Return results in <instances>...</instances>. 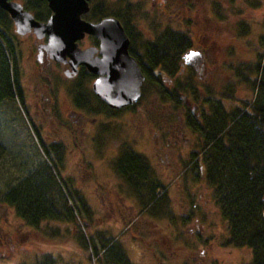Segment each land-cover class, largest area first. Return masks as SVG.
<instances>
[{
	"label": "rangeland",
	"instance_id": "obj_1",
	"mask_svg": "<svg viewBox=\"0 0 264 264\" xmlns=\"http://www.w3.org/2000/svg\"><path fill=\"white\" fill-rule=\"evenodd\" d=\"M249 1L135 0L133 13L138 30L145 37L159 34L165 28L190 32L192 50L202 53V68L194 71L182 63L177 80L184 84L193 72L195 82L217 92L229 83L232 76L229 66L258 61L264 36V0L256 7ZM134 31L139 37V32ZM138 41L140 48L142 38ZM19 55L23 70L28 71L26 47H20ZM173 83L174 79L171 83L164 82L166 90H171ZM185 94L190 95L188 87ZM234 97L250 101L253 91L246 85H238ZM68 103L64 104L67 112ZM169 103H162V97L146 88L135 111L117 116L84 112L93 125L73 126V136L66 130L54 131L55 126L37 127L42 131L41 137L51 136L52 139L47 141L56 138L66 146V157L58 169L62 176L73 181L75 189L94 212L92 232L108 230L117 236L133 264L159 263L158 259H152L154 254L159 256V252L175 256L167 260L172 262L170 264H180L182 259L188 264H249V249L226 244L227 227L214 203L213 191L206 183H199L196 177L198 169L192 159L200 146L198 136L186 125V111H175ZM96 108L100 111V106ZM71 109H74L73 104ZM19 110L20 117L15 122L11 121L9 125L2 122L4 126H0V129L6 128V131H0V137L4 132L2 138L6 146L0 160V194L23 179L26 168L29 170L44 160L42 151L38 152L41 147L30 120L32 114L28 116L20 106ZM71 122L76 123V118ZM167 138L172 139L170 146L158 150L156 139ZM125 144L145 155L158 178L170 187L167 199L155 206L156 213L152 210L143 212L113 169ZM51 156L46 159L47 164L58 165ZM172 162L174 169H170ZM109 185L112 186L108 188ZM62 189L67 192L64 186ZM69 204L74 207L72 200ZM82 223L84 225L83 220L80 226ZM45 253L61 254L68 262L77 261L78 255L90 256V251L84 252L73 240L42 239L27 229L14 211L0 204V264L23 261L31 264ZM176 256L181 257L179 261H173Z\"/></svg>",
	"mask_w": 264,
	"mask_h": 264
},
{
	"label": "trees",
	"instance_id": "obj_2",
	"mask_svg": "<svg viewBox=\"0 0 264 264\" xmlns=\"http://www.w3.org/2000/svg\"><path fill=\"white\" fill-rule=\"evenodd\" d=\"M134 1L92 0L90 11L83 19L98 22L115 18L127 31L137 27ZM262 2L249 1L252 7ZM24 7L38 21H45L50 16L46 0H24ZM12 28L9 16L0 10V126L6 122L9 125L20 117L21 62ZM190 34L186 30L165 28L154 36H139L142 38L139 48L142 55L137 61L146 79L142 97L146 88H151L162 97V103L169 101L173 110L186 111L187 127L204 139L198 154L202 155L203 180L213 191L214 203L226 224V244L249 249V264H264V36L258 61L229 66L232 75L229 83L215 92L210 86L195 82L193 72L184 84L177 80L182 57L192 50ZM165 79H174L171 90H166ZM238 85H246L253 91L250 101L234 97ZM187 87L189 96L185 94ZM93 101L103 106L95 98ZM190 106L196 108L197 119ZM0 131H6V128ZM2 136L0 160L6 152ZM47 162L44 159L29 170L23 168L26 176L0 194V204L14 211L23 225L42 239L73 240L84 252L90 251V256L78 255L77 261L68 262L61 254L45 253L31 264H133L117 236L108 230L92 232L94 212L75 189L73 181L62 176L58 169L62 161L52 167ZM113 169L143 212L152 210L156 213L155 206L165 198L163 193H155L162 185L149 160L131 146L124 145ZM62 186L67 189V194ZM157 195L159 199L155 202ZM70 200L74 207L70 206ZM82 220L84 225L80 226Z\"/></svg>",
	"mask_w": 264,
	"mask_h": 264
},
{
	"label": "flooded vegetation",
	"instance_id": "obj_3",
	"mask_svg": "<svg viewBox=\"0 0 264 264\" xmlns=\"http://www.w3.org/2000/svg\"><path fill=\"white\" fill-rule=\"evenodd\" d=\"M10 1L19 3L20 5L23 6V9L27 11L24 7V0H10ZM36 21L44 23L47 20L45 21L36 20ZM12 26H13L12 32L13 35L15 36L18 50L20 51V47L23 46L26 47L28 64H30L28 71L23 70L21 64V70H20L21 78L19 81V85L21 89V103H19L18 101V104L20 105V107L26 110L28 116L29 115L31 116L32 114L30 120L34 125V132L39 136V144L41 147V149L38 148V152L41 153L42 151L44 159H47L49 156L52 157L51 156L52 154L55 160H57L58 162L60 160L62 161L63 158L66 157L65 151L67 150H66V146L61 141H58L56 138H53L52 141L53 143H52L47 141L52 139L51 136H46L44 138L41 137L42 131L40 127L37 126H55L56 129H54V131L58 132L59 130H66L70 132L73 136L75 133V129L73 128V126H89L90 124H92V122L89 119V116H87V114L84 112L89 113L91 111L92 113L98 115L102 114L103 116L104 115L117 116L122 113H129L131 111H135V109L138 107V103H136L132 106H128L126 108L119 110L110 109L103 101L97 98L93 93L92 86L95 80L97 79L96 75L90 73L88 69L84 66H78L75 73H73L68 58H66L64 62H55L43 49L42 46L45 45L48 40L47 36L44 37L43 39H37L36 36L31 32L23 37H20L15 32V27L13 22H12ZM135 29L139 32V36H140L141 32L138 30V27L130 28L127 31L123 28L124 33L129 40L128 54L131 58H133L136 61L139 67L137 59H140L142 54L139 49L140 44L138 41L140 37H137V33L134 31ZM132 40L135 41L134 44L132 43ZM77 44L79 50L81 51L92 50L94 52L92 56L93 59L100 57V53H99L100 43L99 40L96 39L95 37L85 36L84 39L79 41ZM202 63H203V58H202ZM202 63L197 68H195L194 66H188V67L190 68L192 67L194 71H197L198 69L202 68L201 67ZM165 82L171 83L172 79L171 80L165 79ZM93 98L100 101L103 106L99 105L97 102L95 103L93 101ZM67 100L70 101V104L68 103ZM65 103L69 104L70 107L68 108L69 112H67L66 108L64 107ZM93 103L95 104L94 106ZM72 104L74 109H71ZM97 106H100L99 109L100 111L97 110L96 108ZM191 111H192L191 113L195 117L194 119H197L199 114L197 113L196 108L193 107ZM72 118H76L77 122L72 123L71 122ZM192 133L196 134L193 131ZM197 136H198L197 144L198 145L200 144V146L198 147V152L196 155L197 157L193 158L192 160L194 162L193 164L195 165L196 169H198L196 175L197 179H199L198 182L204 183L203 180L204 166L202 162V155H198L201 152V147H203L204 139L200 137L199 134H197ZM73 140H75V138H73ZM185 141L190 142L189 139H186ZM171 143H172L171 138L160 139V140L156 139V145L158 150L161 149L165 150L168 146H170L169 144ZM164 157H167V155H164ZM174 167L175 164L172 162L170 165V169L171 168L174 169ZM187 169L188 166L184 171H186ZM193 172L195 173V171ZM159 179L162 187L159 188L155 193H158V195L163 193L162 195L165 198L164 200H166L167 199L166 195L168 194L170 187L169 188L166 187L162 179L160 177ZM110 186L112 185H109L108 188ZM158 195L155 199V202H157L159 199ZM173 257L175 256H167V254L159 252V256L157 254H154L152 259H158L157 262L159 263L162 262V264H170L172 262L168 263L167 260L170 258L172 259ZM176 257L177 258H174L173 261L175 260L179 261L178 258H181L179 256ZM151 262H153V260ZM181 262L182 263L180 264H188L185 261H183V259L181 260ZM209 264H213V262Z\"/></svg>",
	"mask_w": 264,
	"mask_h": 264
},
{
	"label": "water",
	"instance_id": "obj_4",
	"mask_svg": "<svg viewBox=\"0 0 264 264\" xmlns=\"http://www.w3.org/2000/svg\"><path fill=\"white\" fill-rule=\"evenodd\" d=\"M90 1L46 0L51 16L44 23L37 22L22 5L10 0H0V9L9 15L20 37L31 32L37 39L47 36L42 47L53 61L64 62L68 58L73 73L78 66H84L96 75L93 93L109 108L132 106L140 100L145 78L128 54L129 40L117 19L109 17L93 23L82 18L89 12ZM85 36L99 40L100 57L93 59L92 50H79L77 43ZM182 58L187 66L197 68L202 63L198 51L186 52Z\"/></svg>",
	"mask_w": 264,
	"mask_h": 264
}]
</instances>
